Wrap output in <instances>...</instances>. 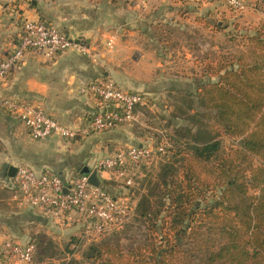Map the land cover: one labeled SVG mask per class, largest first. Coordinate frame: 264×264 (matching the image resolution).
Returning a JSON list of instances; mask_svg holds the SVG:
<instances>
[{
	"label": "crops",
	"instance_id": "0c3cea01",
	"mask_svg": "<svg viewBox=\"0 0 264 264\" xmlns=\"http://www.w3.org/2000/svg\"><path fill=\"white\" fill-rule=\"evenodd\" d=\"M244 2L248 10L235 14L218 8L217 3L193 0H0V57L15 47L22 19L45 21L72 40L83 41L98 49L103 48L110 36L115 37L113 49L105 54L99 52L96 62L73 47L52 61L27 54L22 66L0 87L2 187L10 188L7 184L10 167L22 165L35 172L48 170L61 180L69 181L77 174L88 175L98 160L111 155L118 148L153 144L151 136L145 132L148 127L144 124V114L138 109L134 112L133 121L109 132L76 141L63 140L58 136L34 141L25 127L3 107L4 101L18 100L34 104L58 123L78 128L103 110L96 99L80 94L79 89L88 82L109 78L123 90L143 94L146 104L158 106L160 112L168 113L161 109L159 101L177 90L191 93L189 91L199 83L197 79L198 76L201 78L204 67L214 63L205 64L199 68V72L195 66L194 75L183 73L186 66L173 69L161 60V46H157L153 38L158 34L164 36L166 28L179 24L178 19L186 20L188 17L197 23L196 26L201 24L207 29L214 26L220 28L221 22L213 23V19H209L224 16L223 12L229 19H238L231 22L241 23L245 26L244 30H250L264 21V12L256 8V0ZM206 80L204 78L203 82ZM84 172L88 174H82ZM100 179L102 189L113 198L119 202L127 200V189L122 181L110 179L107 174L100 176ZM104 181L110 185H104ZM10 200L14 202V194ZM12 204L18 209L16 203ZM14 214L25 223L19 222L15 228L7 226L22 241L26 237V229L20 231L18 228L22 229L28 224L32 225L33 230H38L35 235H45L49 239L71 235L84 226L75 214L54 218L26 209ZM24 216H27L26 219ZM8 220L9 217L0 218L4 225L10 222ZM5 238L6 235L0 233V254ZM0 261V264H8L2 261L1 255Z\"/></svg>",
	"mask_w": 264,
	"mask_h": 264
},
{
	"label": "trees",
	"instance_id": "16d2710c",
	"mask_svg": "<svg viewBox=\"0 0 264 264\" xmlns=\"http://www.w3.org/2000/svg\"><path fill=\"white\" fill-rule=\"evenodd\" d=\"M257 7L264 12V0H256ZM237 37L243 50L202 71L207 80H199L201 106L214 114L192 143L169 151L157 186L164 189L160 209L152 208L157 188L135 206L150 236L129 246L92 243L82 255L86 262L264 264V21ZM222 138L239 140V145L224 152ZM37 238H31L34 255L53 243ZM46 259L52 264L53 255ZM78 263L71 258L64 264Z\"/></svg>",
	"mask_w": 264,
	"mask_h": 264
},
{
	"label": "built area",
	"instance_id": "2783aa9c",
	"mask_svg": "<svg viewBox=\"0 0 264 264\" xmlns=\"http://www.w3.org/2000/svg\"><path fill=\"white\" fill-rule=\"evenodd\" d=\"M193 1L221 3L239 13L248 9L243 0ZM114 44V36H110L100 49L83 41L74 43V40L52 24L22 19L15 47L0 57V87L22 66L27 54L52 61L73 47L81 55L96 62L98 53H109ZM79 93L96 99L103 110L92 115L78 128L58 123L39 106L25 101L6 100L3 107L25 127L34 141H45L53 136L76 141L93 134L109 132L133 121L137 107L146 104L143 94L123 90L109 78L88 82L79 89ZM165 148L166 144H160L153 149L149 146L118 148L111 155L98 160L94 167L97 168L99 176L107 174L110 179L120 180L125 187H129L132 185L133 171L152 161L155 154L164 153ZM7 184L14 190V199L19 210H37L44 216L54 218L75 214L84 223L85 229L97 234H107L119 227L129 213L126 205L105 190L90 186L87 175L77 174L69 181H64L48 170L35 172L18 165L15 167L14 176L8 178ZM2 247L3 253L15 259L18 264L33 263V239L25 244L6 240Z\"/></svg>",
	"mask_w": 264,
	"mask_h": 264
},
{
	"label": "rangeland",
	"instance_id": "374dc122",
	"mask_svg": "<svg viewBox=\"0 0 264 264\" xmlns=\"http://www.w3.org/2000/svg\"><path fill=\"white\" fill-rule=\"evenodd\" d=\"M217 7L223 8L230 13L242 14L221 3H217ZM222 14L224 16L221 15L209 19H213V23L221 22L220 28L214 26L207 29L201 24L196 26L197 23L188 17L186 20L178 19V22H180L179 24L173 25L169 27V29L166 28V34H164V36L158 34L154 37L153 41L156 42L157 46H161V60L164 61L165 64L167 63V66L173 67V69L180 66L184 68L186 66L183 73L187 72L194 75L196 72L195 66L199 72V68H202L207 63H216L225 58L230 59L236 56L239 51L243 50L240 38L237 36L243 31V27L245 26L241 23L237 24L235 21L231 22V20H238L237 18L229 19L225 12ZM236 26L237 30L235 29ZM200 79L203 81V79L198 76L197 80L199 81ZM199 84L200 82L194 84L189 94L184 93L183 90H177L173 93H169L167 97L159 101V104L162 106L161 109L163 110L164 108L168 113L160 112L158 106L152 107L151 104H144L137 107V109L144 114V118L146 119L144 124L148 129H146L145 132H147L148 136H151L153 140V144L149 147L153 149L160 144H166V148L164 153L155 154L152 161L133 171L132 185L125 187L127 189L126 195L128 198L127 200L120 201L127 206L129 212L122 225L107 234H97L91 230L85 229V226H83L82 230L72 233L71 235L60 236V238L55 239L50 238L53 243H45L41 246V248H46V250L37 248V251L40 250V254L38 255L35 253L33 264H47L48 261L46 258L49 255H53V260L50 261L52 264H64L65 261L71 258L78 260V264H91L90 262H86L82 258V255L92 243L101 240H110L112 242H118L122 246H129L140 244L150 236L144 220L134 214L135 206L142 195H148L150 192H153V189L157 188L161 167L171 154L169 151L175 150L178 145L184 146L185 144L192 143L197 130L210 125L211 120H209L208 117L212 116L214 112L201 106L202 96L197 89V85ZM201 124L204 125L201 126ZM220 142L221 150L224 152H227L231 147L239 145V140L227 138H222ZM82 174H87V172ZM180 174L179 165H177L175 180L178 182L181 180ZM163 192L164 189L160 186L154 191L155 196L151 197L153 210L160 209V207H158L161 206L159 197ZM13 194H15L14 190L2 187L0 182V218L9 217L8 221H10L6 222L5 225L0 221V233L6 235V240L25 244L31 238L39 237V235H35V233H38V230H33L31 224L25 225L22 229L18 228L20 231L26 229V237H23L25 239L22 241L21 238L13 235L8 229L7 225L15 228L19 222H23L22 224L25 223V221H21L17 218V215L14 214L22 210L16 209L14 207L15 204H12L16 203L15 199L14 202L10 200ZM26 217L27 216H24L23 218L26 219ZM82 224L84 225V223ZM44 236L45 235H41L42 238H44ZM45 238L48 237L45 236ZM46 241L47 240H45V242ZM2 253L0 254L2 261L8 264H18L15 259L7 257ZM40 259H43L44 262L41 263Z\"/></svg>",
	"mask_w": 264,
	"mask_h": 264
},
{
	"label": "water",
	"instance_id": "95a60500",
	"mask_svg": "<svg viewBox=\"0 0 264 264\" xmlns=\"http://www.w3.org/2000/svg\"><path fill=\"white\" fill-rule=\"evenodd\" d=\"M77 42H78L77 40L74 41V43H77ZM14 174H15V168L10 167L7 171V177L8 178L13 177ZM87 176H88V184L90 186L95 187V188H103V184L98 174L97 168L94 167Z\"/></svg>",
	"mask_w": 264,
	"mask_h": 264
}]
</instances>
